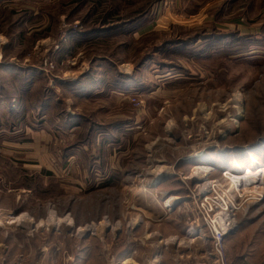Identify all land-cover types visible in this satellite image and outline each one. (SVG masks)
Instances as JSON below:
<instances>
[{
    "label": "rangeland",
    "instance_id": "1",
    "mask_svg": "<svg viewBox=\"0 0 264 264\" xmlns=\"http://www.w3.org/2000/svg\"><path fill=\"white\" fill-rule=\"evenodd\" d=\"M153 1L113 44L75 46L85 0H0V228L16 244L56 230L62 264H119L142 224L189 244L206 196L240 205L228 262L264 264V173H249L264 170V0L117 3L134 18ZM156 31L200 40L155 53L141 37ZM36 231L14 250L55 237Z\"/></svg>",
    "mask_w": 264,
    "mask_h": 264
},
{
    "label": "crops",
    "instance_id": "2",
    "mask_svg": "<svg viewBox=\"0 0 264 264\" xmlns=\"http://www.w3.org/2000/svg\"><path fill=\"white\" fill-rule=\"evenodd\" d=\"M36 230H41L39 234L42 235H45L48 231V234L57 235L54 229V232H50L51 230L45 227ZM36 230L28 233V238L26 241H23V244L20 242L16 244L15 231L17 230L15 228H0V235L4 236V239L0 241V264H26L27 259L34 254H38V256L35 258L36 261L33 264H57V262L62 264V260H57L55 255L53 258L48 256V252L55 254L59 251L56 236L53 238H40V241H42L36 252L30 250L27 251V254H23L14 250L15 247L26 246L25 243L29 247L33 246L31 243H35L38 239L34 236L37 232ZM135 235L139 236L135 240L136 243L133 244V247L127 248L124 251L126 259L132 257L131 264H215L208 256L211 250L209 240L205 242L199 238H194L189 244H185V246H182L184 244L182 242L164 243L160 242L161 234L156 228L145 226L144 224L136 228ZM163 236L167 237L170 234ZM50 240L54 241V244ZM126 259L119 264H123ZM69 260L73 261L72 258Z\"/></svg>",
    "mask_w": 264,
    "mask_h": 264
},
{
    "label": "trees",
    "instance_id": "3",
    "mask_svg": "<svg viewBox=\"0 0 264 264\" xmlns=\"http://www.w3.org/2000/svg\"><path fill=\"white\" fill-rule=\"evenodd\" d=\"M121 2H124V0H121ZM86 5L88 6V14L86 15V18L81 19L82 23L86 24V31L83 32H76L73 34L72 39H76L75 46L76 45H83V44H91L92 46H95L99 43H109L113 44V41L117 40L115 35H118L117 33L124 30L126 26L133 25L135 23L141 22L142 16L146 17L149 12L152 9L153 4L150 5V3H142L140 4V12H138L137 16H129V14L124 13L126 9H122V6H120L117 3V0H85ZM109 4V5H108ZM89 18H94L92 22L89 21ZM87 21V22H86ZM86 22V23H85ZM163 33V32H162ZM159 33V32H153L151 34H147L143 37H141V42H145L146 44L154 43L156 41H160V47L158 44L153 45L155 53L163 51L167 48L174 49V46H183V47H189L193 42L199 41V36H195L189 41L186 40H161V36H165V33ZM130 42L132 40L130 39ZM118 48H115V50H119L122 47H129L126 43L121 42L118 40ZM139 46L136 47V49L145 48V46H142L140 43H138ZM74 48V47H73ZM189 49V48H187ZM153 51V50H151ZM186 51V50H185ZM151 53L146 54L141 61L137 64L136 69H140L143 65L146 64L151 58L148 57ZM111 55H114L113 52ZM58 84L62 85V82H57ZM78 83H76L77 85ZM74 84L71 86L73 87ZM89 88L88 86H81V89L78 92H74L75 95L79 98L84 97L85 95L88 96L89 91L86 89ZM86 89V90H85ZM91 89V88H89ZM31 90V85L29 87V92ZM82 91H84V95L82 94ZM45 100V105H47ZM44 107H47L45 106ZM75 118V117H71ZM67 124V123H66ZM63 127V126H62ZM65 128V127H64ZM66 131V130H65Z\"/></svg>",
    "mask_w": 264,
    "mask_h": 264
},
{
    "label": "built area",
    "instance_id": "4",
    "mask_svg": "<svg viewBox=\"0 0 264 264\" xmlns=\"http://www.w3.org/2000/svg\"><path fill=\"white\" fill-rule=\"evenodd\" d=\"M232 183H234L233 180ZM234 184L239 185V183ZM216 191L217 190H214L213 192L218 195ZM237 193L238 195H242L239 194L238 191ZM199 198L201 205H204V203L209 204L208 201H211L210 213H213V215L207 214V216L204 217L207 229L199 226L191 227L187 231L186 238L190 241L194 238H199L205 242L209 240L211 244V250L208 253L209 258H211L215 264H230L226 258V240L237 228L240 205L224 201L223 204L218 203L215 201L217 199H211L206 196Z\"/></svg>",
    "mask_w": 264,
    "mask_h": 264
},
{
    "label": "bare ground",
    "instance_id": "5",
    "mask_svg": "<svg viewBox=\"0 0 264 264\" xmlns=\"http://www.w3.org/2000/svg\"><path fill=\"white\" fill-rule=\"evenodd\" d=\"M198 169H200V168H198ZM202 170H208L209 168L208 167H202L201 168ZM264 170H260L259 171V169L258 168H254V170H252L251 172H249L250 174H252V173H254L256 176H261L264 172H263ZM237 175L236 176H249L250 174L249 173H246V171H244L243 169H241V168H239V169H237ZM176 201V197H173V198H171L168 202H167V205L168 206H171V202L172 201ZM22 218H24V219H26L25 218V216H21V217H14V218H11V221H10V223H16V222H21V220H22ZM24 219H23V221H24ZM53 220H56V219H53ZM31 221V220H30ZM26 223H28V222H26ZM132 257H129L128 259H126L124 262H123V264H131L132 263V259H131Z\"/></svg>",
    "mask_w": 264,
    "mask_h": 264
}]
</instances>
